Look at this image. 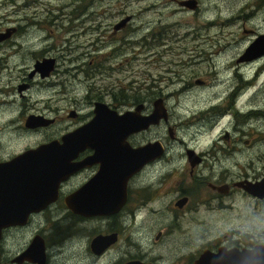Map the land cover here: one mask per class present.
Returning a JSON list of instances; mask_svg holds the SVG:
<instances>
[{
	"label": "flooded vegetation",
	"instance_id": "1",
	"mask_svg": "<svg viewBox=\"0 0 264 264\" xmlns=\"http://www.w3.org/2000/svg\"><path fill=\"white\" fill-rule=\"evenodd\" d=\"M20 1L19 11L3 12L0 21V163L56 140L61 144L62 136L77 132L93 119L98 104L106 106L110 110L107 113L116 115L132 112L142 105L138 116L149 117L153 114V101L160 99L169 115L168 121H159L132 135L144 134L141 140L128 139L132 149L155 145L159 150L155 154L158 156L147 161L128 180L126 200L120 212L98 220L99 224L104 223V230L74 241L70 235L76 230L75 225L82 228L85 221L61 213L60 207L65 206V199L89 186L109 166L106 162L104 167L102 156L98 161L97 149L82 141L84 148L71 161L73 169L81 168L59 185L57 200L35 215H59L51 220L52 228L48 225L38 228L35 224L31 233L30 239L39 235L43 241V260L37 258L20 264H224L223 257L231 249L264 244L259 239L246 241L244 232L221 234L230 218L245 219V211L252 208L247 200L264 203V199L253 198L237 187L241 181L255 182L264 177L261 155L264 153V83H258L256 89L259 72L248 79L245 72L236 69L241 61L264 55L246 54L240 58L229 55L234 65L231 72L217 77L215 73L222 63L215 52L225 45L208 39L197 45V35L203 32L206 36L209 32L208 26L198 28L199 19L207 18V11H202L198 0H113L114 5L98 13L112 10L108 13L111 20L100 24L97 36L87 43L71 41L74 35L79 38L83 34L82 29L77 33V29H71L73 33L69 37V29L55 27L62 21L60 17L65 16L62 9L55 16L51 12H38L42 0ZM93 1L99 0H90L87 8ZM247 4L251 12L264 10V6ZM84 12V7L73 11V19L81 18ZM180 12L192 20V28H178ZM246 18L251 22L249 16ZM151 22L161 25L163 30L140 43L138 32ZM231 24L225 21L219 27ZM37 29L39 33L35 32ZM183 29H192L193 38L186 35L181 39ZM252 33L254 37L261 34ZM18 38L22 43L17 45ZM246 47L243 45L242 49L245 51ZM65 52L76 57L72 70L75 76L88 73L84 88L91 89V94L67 87L62 67L56 60L57 55ZM196 54L205 58V66L194 67L190 63V57ZM14 67L16 71L12 72ZM133 74L146 75L135 91L143 93L138 98L140 102L135 101L133 92L124 88L117 98L114 89L115 83L130 82ZM233 74L239 75L245 84L243 88L231 83ZM183 82L193 90L187 109L182 107L184 101L178 94ZM149 93L153 96L146 98ZM170 99H174L172 110L168 107ZM13 114L16 119L11 118ZM5 116L15 126V136L1 121ZM44 120L50 122L42 125ZM161 128L165 137L157 132ZM180 130L185 131L186 139L176 137ZM17 145L19 148H15ZM168 145L172 147L170 154ZM95 153L94 160L91 157ZM156 164L163 172L161 178L147 172ZM5 207L0 204L2 217L8 214ZM31 220L32 217L29 223ZM255 222L258 224L259 218ZM5 233L3 229L0 263L15 264L11 260L27 247L30 239L8 257L3 251ZM110 233L117 234L116 241L103 252H94L91 239ZM204 254L214 257H208L211 259L208 263H200Z\"/></svg>",
	"mask_w": 264,
	"mask_h": 264
},
{
	"label": "rangeland",
	"instance_id": "2",
	"mask_svg": "<svg viewBox=\"0 0 264 264\" xmlns=\"http://www.w3.org/2000/svg\"><path fill=\"white\" fill-rule=\"evenodd\" d=\"M198 1L202 3V11H207L206 14L207 18L199 19L198 28L200 29L204 26H208L209 32L206 36H204L203 32L197 35L198 38L197 45H203L205 42H207L205 41V39H208L210 41L217 40L219 44L225 45V47L221 46L215 52L217 60L222 63V66L215 73L217 77H222L231 72V69L233 68L234 65H233V59L230 58L229 55L233 56L234 58H240L243 55V53L245 55V52L248 49H249L248 54L254 55L255 57L264 55V52L257 54L253 50L256 48L255 41L261 36H264L263 35L264 10L262 13L255 11L251 12L247 4L248 2L251 5H257V6L260 5L261 7H263L264 4L262 0H198ZM89 2L90 0H42V3L40 2L38 3V12H51L53 15L58 16L59 10L62 9L63 13H65V16L63 17L59 16L62 21L58 22V24L55 25V27H59L62 29H69V33H70L69 37H71L73 33L71 29H77L75 30V33H77L82 29V31H84L83 34L79 38L77 35H74L73 36L74 40L71 41L76 43H87L91 41L95 36H97L98 28L100 24L111 20V17H109L108 13L111 12L112 10L108 9L105 13H101L100 15L98 14L100 13L99 11H104V9H107V7L114 5L113 0L112 1L99 0V1H93L92 6L90 8H87ZM20 5H21L20 0H0V21H2L3 12L19 11ZM81 7L85 8L84 15L81 18L73 19L72 12L78 11V9ZM183 14H184L183 12H180V14L178 15V22H177L178 28L180 29L185 28L182 27V25L186 26L187 29L189 27L192 28L193 25L192 20H188L185 16H183ZM246 16H249L251 22L247 20ZM225 21L232 22V24L224 27H219L220 24L224 23ZM149 27H151L152 30H149ZM162 30L163 27L161 25L155 26L151 22L146 26V29H144V31L138 32V40L140 43H142L152 33H160ZM29 32L32 31L30 30ZM35 32L39 33L40 30L37 29ZM252 32H255V34L256 33H261V34H258L254 37V34ZM186 35H189L190 38H193L192 29L189 30L183 29L182 32L180 33V38L185 39ZM16 43L17 45L22 43V39L18 38L16 40ZM243 45L247 46L245 51L242 49ZM229 49H231V51L225 54V50L227 51ZM198 50L202 51L200 48H198ZM18 54L19 53H17V56ZM56 60L59 63V65L62 67L63 80L66 82V85L70 90L77 91L83 89L84 92H86L87 94L92 93L91 89L84 88V82L89 77L88 73L82 72L78 77L72 73V70L75 67L77 61L75 56L70 55L68 52H65L57 55ZM189 61L194 67H202L207 64L205 58L200 54L191 56ZM261 61H264V56L258 57L253 60H248L246 61L247 63H243L244 61H241L240 62L241 64L236 67L238 71L245 72L248 79L250 77H252L251 79H253L254 73L256 71L259 72V75L256 78V89L258 87V83H264V64H262L261 68L259 69V64ZM244 65H247V67L244 68L243 67ZM224 67H226L225 68L227 69L226 71L223 70ZM11 71L12 72L16 71V68L14 67ZM129 79L130 82H127V80H122L120 83L114 84L116 96L118 98L120 94V89L124 88V90L127 89V91L133 92L135 101L140 102L138 98H140L143 95V93L136 94L135 91L137 90L138 86L142 85V82L146 79V75L133 74ZM230 81L233 85H235L238 88H243L245 85L244 82L237 76V74H233L230 77ZM166 92L167 90H162V93H166ZM178 94L181 97V99L184 101L182 107L187 109L189 106V101L192 99V94H193V90L191 86L183 82L178 88ZM151 96H153V93L147 94L146 98H149ZM157 100L160 99H156L153 102H156ZM173 100L174 99H170L168 101V107L170 108V110L174 108ZM0 107H2L1 104ZM202 111H206V110H202ZM11 118L16 119L15 114H13ZM1 121L6 125H8L7 131L11 135L15 136L17 132L15 129H13L15 128V126H12L10 122L11 119L5 116L1 119ZM157 132L163 137H165L166 135L165 131L162 128L157 130ZM144 136H145L144 134L131 136L129 140H134V141L141 140ZM178 136L182 137L183 139H186L185 131L180 130L176 134V137ZM176 145L178 144L176 143ZM18 146L19 145H17L15 148H19ZM168 152L169 154L172 152V147L169 145H168ZM261 155L264 156V153H262ZM147 172L159 178L163 176V172L159 168L158 164L154 165V167H152ZM250 183H254V182H250ZM242 184L243 186L237 185V187L244 190V187H246L247 184L245 181H242ZM247 201L252 204V208L250 207L245 211L246 214L245 219H242L241 221H237V220L233 221V219L230 218L229 224L221 232V234L244 232L246 241H253L255 239L264 241V203L259 202L257 200L256 201L247 200ZM60 208H63L61 209V213L65 212L72 218L85 221L83 223L82 228H80V226L78 225H75L76 230H74V232L70 235L72 236V239L74 241H77L78 239L82 240L88 235L91 236L97 232L96 230L105 229L104 223L102 222L99 224L98 220L108 219V218L79 219L71 215L68 211H66L64 207H60ZM234 214H236V212ZM57 217H59V215L50 217L48 213H44L40 216H34L32 218L30 225L25 228H14L9 230L6 233L7 241L3 245V251L6 253V255H8V257L13 256L30 239L31 233L35 228V224L37 225L38 228L42 227L43 225H48L49 227L52 228L53 225L51 220H54ZM131 217L132 216H129V219H131ZM255 218H259L258 224H256ZM109 235L112 234L110 233L104 236H109ZM96 236H94L91 240H93ZM30 241L27 247L29 246ZM259 244H263V243H259ZM26 248L22 252H24ZM22 252H20L19 254H21ZM33 252L34 251H31L32 254Z\"/></svg>",
	"mask_w": 264,
	"mask_h": 264
},
{
	"label": "bare ground",
	"instance_id": "3",
	"mask_svg": "<svg viewBox=\"0 0 264 264\" xmlns=\"http://www.w3.org/2000/svg\"><path fill=\"white\" fill-rule=\"evenodd\" d=\"M182 27H186V26L182 25ZM248 51H249V49L245 52V55L248 54ZM243 55H244V53H243ZM243 63H247V62L244 61ZM261 63L264 64V61H261L260 64ZM260 64H259V69L262 66V64L261 65ZM243 67L246 68L247 65H244ZM237 76H239V75H237ZM142 107H143L142 105H138L134 108V110H132V112H127L123 115H116V114L107 113L106 111L109 112L110 110H108L106 108V106L98 104L96 107L95 116L93 117V119L88 124H86L84 127L80 128L77 132H75L73 134H69L67 136H62L61 137V144L56 140L55 142H51L49 144L42 145L36 149H28V150H26V151H24L18 155L13 156L8 161L0 163V168H3V167L13 165L17 161L24 160L25 158H27L33 154H38V156L32 157L29 161H25L23 168H25V169L26 168L27 169L47 168V169H54V170H64V175L56 186V192H55L54 200L51 201L50 203H48L46 206H44L38 212L30 213L26 217V220L23 223V225H7V226H4L0 230V237H1V231L3 229L6 230V233H7L9 230L14 229V228H24L26 226H29V224L32 221L31 220L29 223V220L31 217L33 218L35 215L41 213L47 206H49L50 204H53L57 200L59 185L68 176H70L73 172H75V170L81 168V167H79L77 169H73L74 167L72 168V166H74V163H71V161L75 158L76 154L84 148L83 147L84 145L83 146L81 145L82 141L87 142V144L89 143L88 146H90L94 150L97 149L98 161H100V157L102 156V163H103L104 167L106 165V162H109V166L105 167L106 172L103 173V175H108V174H110L116 170L123 171L124 166L123 165L117 166L115 163V160H117L121 163H124V158H125L124 152L125 151L126 152H128V151L133 152L134 150L142 149L145 147L144 150L146 151L147 155H146V157H143V159L141 161V162H143L142 164L137 163L136 158L135 159H134V157L130 158V161L132 162L131 168H132L133 172L131 173V175L129 177H127L125 184H124V194H125V200H126V184H127L128 180L130 178H132L133 176H135L136 174H138L140 172L142 166L147 161H150V160L152 161L153 157L158 156V154L157 155H155V154L157 152L156 149L159 150L158 146H155V145H147V146L143 145V146L132 149V148H130V146L128 144L129 137L134 135V134L145 131L148 127L158 124L159 121L166 122V121H168V118H169L168 111L166 110V108L164 106V102L162 100H157L156 102H153V105H152L153 114H151L149 117H144V116L139 117L138 116V114L141 112L140 110L142 109ZM31 119L28 120V126H29ZM49 122L50 121L44 120V123L42 125H45L46 123H49ZM36 124H38V123H36ZM121 132H123V133L128 132V134L125 136V138L123 140H120V141L117 140L116 142L108 140V138H110V137L117 139ZM76 133H79L78 138L75 137ZM117 144H119L121 146V149L117 148V146H116ZM52 147H59V150H56V151L49 150L47 152H43L45 149H50ZM76 147H79V149H76ZM100 147L102 148L101 149L102 155L100 153ZM158 153H159V151H158ZM95 156H96V153L91 158H93L95 160ZM68 157H71V158L67 161ZM53 158H56L59 160H64L66 162L65 166L60 164V163L48 162ZM68 164H70V165H68ZM138 166H140V168H138ZM97 176H98V174H97ZM245 182H246L247 186L244 187L243 192H245L246 194H248L249 196H251L253 198L264 199V177L261 180H258L254 183H250L249 181H246V180H245ZM238 185L243 186L242 181ZM87 187L88 186L83 187L79 191L72 194L71 198L75 197L77 194H79L81 191H83ZM106 187L107 186H105V187L102 186L101 190H105V189L108 190V188H106ZM125 200H124V204H125ZM259 202H261V201H259ZM64 203H65V201H64ZM123 205L121 206V208L123 207ZM64 208L71 215H73L79 219H82V218H84V219L110 218V217L118 214L121 210V208H120L117 212H115L113 214L103 215V216H83L81 214L73 213V211L71 209H69L66 206V204H65ZM8 228H10V229H8ZM111 234L113 235L111 240H110L112 242L109 244L114 243L116 241V237H117L116 233H111ZM35 236H39V235H35ZM98 236H104V235H98ZM98 236H96V237H98ZM34 237L31 239L30 244L33 243L32 241H33ZM90 245H91V249L97 253L103 252L105 250V248L108 246L107 245L104 248H102V246L100 244L94 243L93 240H91ZM29 248H30V246H28L24 252H22L21 254H18L16 257H14L11 260V262L15 263V264H20L23 261H29L27 259L28 255L30 257H34L37 259L39 257L38 252L34 251L32 254L31 249L28 250ZM257 248H264V244L257 243L254 246H252L251 248H246V249H242V250L231 249L229 252H226V253H229V254L242 253L244 251H252V250H255ZM210 260L211 259H208V256H205V254H204L200 258V263L201 262L204 263V261H206L208 263ZM126 264H140V263L128 262ZM209 264H214V262H209Z\"/></svg>",
	"mask_w": 264,
	"mask_h": 264
},
{
	"label": "water",
	"instance_id": "4",
	"mask_svg": "<svg viewBox=\"0 0 264 264\" xmlns=\"http://www.w3.org/2000/svg\"><path fill=\"white\" fill-rule=\"evenodd\" d=\"M256 48L253 49L257 54L264 52V36L255 41ZM138 111V110H137ZM128 132H121L117 139L110 137V141H120L125 138ZM79 133L75 134L78 138ZM117 148L121 149L119 144ZM145 148V147H144ZM142 149H137L125 153L124 163L115 160L117 166L123 165V171L116 170L108 175H103L100 172L97 179L89 186L77 194L75 197L65 199L66 206L75 214L83 216H103L117 212L124 204V184L131 175V161L130 158H136L137 163L141 164L143 157L147 153ZM79 149V147H76ZM49 150L56 151L59 147H52L45 149L43 152ZM38 156L33 154L24 160L17 161L13 165L0 168V204L5 205L8 209V214L2 217V210L0 209V230L7 225H23L26 217L30 213H35L41 210L44 206L54 200L56 186L64 175V170H54L47 168H23L24 162L29 161L32 157ZM71 157H68L67 161ZM48 162L60 163L65 166L64 160L56 158ZM70 165V164H68ZM140 168V166H138ZM107 184L108 190L102 189V185ZM113 235L98 236L93 239L94 243L100 244L102 248L111 243ZM29 246L31 251L38 252L39 261L43 260V241L41 237L35 236ZM35 244V245H34ZM34 245V246H33ZM33 246V247H32ZM210 257L211 259L214 256ZM27 259L30 261L36 259L28 255ZM224 264H264V248H257L252 251H244L242 253H234L225 255L223 257Z\"/></svg>",
	"mask_w": 264,
	"mask_h": 264
}]
</instances>
